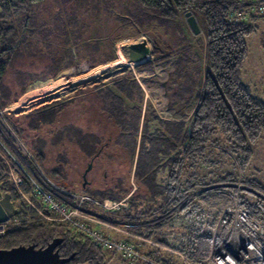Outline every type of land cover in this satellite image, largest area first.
Wrapping results in <instances>:
<instances>
[{
	"label": "rangeland",
	"instance_id": "374dc122",
	"mask_svg": "<svg viewBox=\"0 0 264 264\" xmlns=\"http://www.w3.org/2000/svg\"><path fill=\"white\" fill-rule=\"evenodd\" d=\"M248 2L254 3L251 6V13H256L258 18L250 21L254 25V30L246 39L248 54L240 68V78L246 85H249L253 93L264 100V0H248ZM152 12L153 9L146 6L142 0H42L29 8L30 20L22 24L21 33L25 25L24 35L18 46L12 50L13 54L9 59V65L3 79L9 91V97L0 98V102L8 103L3 107L0 104V107L12 109L8 112L9 114L4 113V117L14 132L24 140L23 142L32 153L33 158L22 151L21 146H18L19 143L11 137L10 130L1 122L0 141L7 147L9 153L21 161L27 170L39 179L48 190H51L56 197L58 196V199L59 197L63 198L75 205L77 201L71 193L74 191L89 194L91 199L99 201L100 204L86 199L83 207L87 205L90 210L94 209L97 211L95 213H100L97 215L102 221L106 219L103 216L105 214L116 212L113 215L118 214L119 216L130 211L127 208L109 209L104 206V203L115 200L108 197L113 190L119 193V189L127 187L125 186L126 183L129 186L134 185L133 177L130 176V165L133 162V157L130 154L132 136L129 134L131 131L124 130V127L118 124L116 126L114 124L109 125L108 129H114L112 136L115 138L122 132H128L123 137L124 140L118 141L119 146H112V140H107V133L103 141H95V146L99 142L98 149L100 148L101 152L95 157L92 169L87 174L89 182L86 187H83L82 173L97 151L94 155L88 156L89 161L84 158L81 160L77 166L80 167L78 172L76 169V172L69 171L67 175L69 184L66 188L71 192L67 193L59 189L64 186L66 180L57 177V174L54 178V175L51 177L45 173L51 180L49 182L41 175L38 165L43 171L47 167L38 162L43 142L42 138L38 137L40 136L39 129L40 126H43L44 119H58L62 109L65 108L69 112V106L74 101H80L83 98L86 102L88 101L87 104L89 105L88 111L84 112L87 119H105L100 118L105 113L102 107L103 97L107 95L106 91L109 88L115 89L113 85L114 76L124 74L126 71L139 83L142 89L141 102L138 103L139 100H135L140 94L138 90L135 92L136 98L126 101L130 106L132 102H135L138 107L135 111L129 108L131 115L136 118L137 113L140 114L139 112L142 110V117L146 110V104H149L155 108V112L165 122H190L200 99V95L197 93L202 90L208 68L205 34L199 20L201 32L196 35L188 26L184 14L176 19L168 18L164 22L155 18L154 15L152 16ZM244 17L249 19L246 14ZM143 36H146L148 40L151 39L152 52L143 62L144 66L138 68L139 63L134 64L127 61L128 45L142 40ZM182 54H187L192 59L187 67L197 79L196 92L189 102L180 98L181 90H168L167 85L164 84L170 79V75L174 71L178 83L183 82V77L178 75L180 73L177 72L175 65L176 59L181 58ZM83 77L88 78L75 84L76 78L80 80ZM74 79L76 80L74 81ZM109 83L112 86L109 85L101 89L103 94L99 93L100 98L97 99L93 93L95 87ZM174 91L178 97L175 98V106L169 107V99L174 100L175 97ZM152 116V112L147 115L148 118ZM29 119L31 121L33 119L34 122L36 119H42V122H36L39 123V126L34 128L31 125L34 123L33 121L30 125L26 123ZM64 119H70V115L66 112ZM127 121L132 127L138 126L139 139L142 118L127 119ZM149 121L150 131L159 126V123L156 122L155 124V119H149ZM24 125L29 126L31 132L23 130ZM68 126L69 124L62 126L66 133L69 132ZM107 126L105 124L97 127L95 130L97 135L104 133L100 132L99 129H105ZM107 142H109V146L104 147ZM12 143L16 144V148L13 147ZM232 144L228 137L218 131L214 133L213 140L205 150L207 154L198 157L197 169L204 175L205 180L212 182L222 177L230 178L225 182L230 185L231 198L228 195H224L221 199L217 198V213L225 204L232 201L236 194L249 202H257L259 199L264 201V132L251 144L250 156L245 164H241V158H238L240 153L234 151ZM0 151L3 152L1 149ZM5 154L8 156V162L11 166L13 159L10 154ZM134 154L135 161L137 151ZM57 158V165H63L64 159H61L60 155H57ZM102 163L105 165V169L99 168V164ZM142 164H144V168L156 169V182L159 185L164 184V174L157 170L154 161L148 163L144 160ZM7 169L6 163V172ZM126 177L127 179L130 178L126 180ZM136 184L139 191L146 193L144 186L139 182ZM22 191L27 193L28 198H24L18 191L21 195L19 201L22 204L24 201L29 205L28 210L22 209V217L25 222H55L44 218L33 207L31 201L35 198L31 192L25 189ZM103 193L105 197L101 198ZM151 200V205L155 207L165 203L164 198L158 194H153ZM138 206L145 209L150 205H144L143 201H139ZM82 209L88 212L85 208ZM78 219L80 221L88 220L84 216H79ZM23 220L18 216L13 217L10 227L19 226ZM89 225L97 232L117 238V232L112 227L93 222ZM106 252L113 253L114 251L106 249ZM126 261H131V264L138 263L135 259ZM107 264L127 263L121 261L120 252H114L113 258Z\"/></svg>",
	"mask_w": 264,
	"mask_h": 264
},
{
	"label": "trees",
	"instance_id": "16d2710c",
	"mask_svg": "<svg viewBox=\"0 0 264 264\" xmlns=\"http://www.w3.org/2000/svg\"><path fill=\"white\" fill-rule=\"evenodd\" d=\"M41 1L0 0V98L9 97V91L3 79L9 65V59L13 54L12 45L21 35L22 24L30 20L29 8ZM142 2L153 9L152 16L154 15L155 18L164 22L168 18H179L188 10L193 11L206 37L208 68L202 90L197 93L200 95V99L190 122H165L155 112V108L146 104L144 115L141 117L142 110L139 109L140 114L137 113L136 116L137 119L142 118L139 139L138 126L132 127L127 121V119H136L129 112V108L135 111L138 107L135 102H132L131 106L126 102L128 99L136 98V90L140 91V94L135 100H139L138 103L142 101V89L139 83L126 71L124 74L114 76L113 85L118 92L110 89L106 91L107 95L103 97V108L113 119L118 121V125L124 127V130L131 131L129 134L132 136L130 154L133 158H135L134 153L137 151L135 166L132 171L133 178L146 188V193L138 189L131 193L129 197L132 204L128 208L130 211L121 215L125 216V219L120 220L118 214L113 215L116 212L103 215L107 219L104 221L113 225L112 229L117 232L116 239L109 237L118 241L124 240L120 236L122 232L118 229L123 220H126L127 224H131L130 227L134 233L150 238L152 235L149 230L151 225L141 219L144 214L156 210L161 211V215L155 223L160 226L166 224V220L170 219L171 212L172 215H177V219L181 216L196 219L198 210L208 204V199L214 197L221 199L224 195H228L225 192L232 193L229 189L230 185L225 182L230 178L222 177L212 182L204 179V175L197 169L198 157L207 154L205 150L213 140L214 133L221 131L232 141L234 151L240 153L238 158H241V164H245L250 156L251 144L264 132V100L253 93L249 85H246L240 78V68L248 54L246 39L254 30V25L250 21L258 18L256 13H251V6L254 3L248 2V0H142ZM245 14L249 19L244 17ZM180 57L176 59L175 65L177 72L180 73L178 75L183 77V82L178 83L174 71L170 75V79L164 84L167 85L168 90H181L180 98L189 102L196 92L197 79L187 67L189 61L192 60L190 56L182 54ZM143 64L141 62L137 67H143ZM174 94V100L169 99V107L175 106V98L178 95L176 91ZM0 104L3 107L8 103L2 101ZM151 112L153 116L148 118L147 115ZM149 119H155V124L157 122L161 127L156 126L150 131ZM36 122L41 123L42 119H36L31 124L34 128L39 126V123ZM126 133L128 132L119 134L121 142ZM12 144L16 148V144ZM98 144L92 155L97 151ZM43 156V153L39 152V157L37 156L39 163H43ZM144 160L148 163L155 162L157 170L164 174V184L159 185L156 182V169L144 168V164H142ZM65 165L64 162L63 165H57L52 171L45 173L51 177L54 175V178L56 174L65 176ZM5 169L6 163L0 157V171L5 172ZM24 182L23 189L31 192V182L27 178L24 179ZM1 188L10 192L15 207L19 211L16 216L23 220L22 209L28 210L29 205L24 201L23 204L19 201L21 195L13 185L6 183ZM129 193V189L127 191L120 190L119 193L113 190L108 197L119 200ZM153 194L162 196L165 203L156 207L152 206L150 200ZM236 196L239 198L240 204L249 209L252 218L264 220V212L257 209L258 203L264 204L263 200L249 202L242 199L238 194ZM104 197L105 194L103 193L101 198ZM139 201L146 202L145 205L150 206L146 207V210L142 209L138 206ZM84 208L88 212H94L93 214L96 216L100 214L95 213L97 211L94 209L90 210L87 205H84ZM123 208L125 207H121L119 210ZM193 227L194 225H182L185 234L178 248L187 250V255L191 261L203 264L197 260L201 261L207 256L209 239L195 235ZM54 238L62 239L61 244L56 247L61 256L67 257L73 254L72 259L65 264H107L113 258L114 252L119 253L115 249L100 246L96 240L79 232L73 228L70 222L66 221L48 223L33 221L28 223L23 220L19 226L10 227L4 235H0V248H11L21 244H35L37 247H45ZM157 238L168 243L167 239L162 236ZM145 242L142 241V243ZM132 244L141 256L134 258L138 261L137 264H151L145 259L155 260L162 264H177L172 261V258L159 252V249L162 248L158 246H156L158 249L150 250L147 247L141 245L137 247L134 243ZM106 249L114 252L107 253ZM120 253L125 263L131 264V261L125 259L133 258H126L122 252ZM182 264L187 263L184 261Z\"/></svg>",
	"mask_w": 264,
	"mask_h": 264
},
{
	"label": "built area",
	"instance_id": "2783aa9c",
	"mask_svg": "<svg viewBox=\"0 0 264 264\" xmlns=\"http://www.w3.org/2000/svg\"><path fill=\"white\" fill-rule=\"evenodd\" d=\"M141 39H146V36H143ZM146 40L149 43L151 39L148 40L147 38ZM11 110L10 107H0V118H2L0 119V122L10 130L11 137L19 143V145H17L21 146L22 151L27 153L29 157L33 158L32 153L25 146L23 140L16 134V132H14L4 117V113H8ZM0 149L3 150V152L0 151V157L3 158L5 163H7L8 167L7 172H4L5 177L0 179V187L5 183H9L27 199V193L22 191L25 183L24 179L27 178L31 182V193L35 198L31 201V204L44 218L53 221H70L73 227L79 232L96 240L100 246L122 252L123 256L126 258L132 257L134 259L141 257L131 242L126 240H113L109 236H105L103 233L93 230L88 224L92 221L94 223H103L109 227H114L113 225L102 221L95 214H89L82 209L84 200L86 199L100 204L99 201L91 199L86 195L73 194V192L65 186L58 188L63 192H71L76 198V204L72 205L67 200L60 197L58 199V196L56 197L51 190H48L39 179L27 170L21 161L9 153V150L1 141ZM5 153L10 154L13 159V164L11 166L8 162V156H6ZM23 162H25V160H23ZM38 167L41 170L42 177L44 176L43 178L45 180L51 182L42 168L39 165ZM225 193H228V197L231 198L229 192ZM216 203L217 199L215 197L209 199L208 204L202 206L198 210V217L196 219H178V224L184 226L194 225L193 233L195 235L204 236L209 239L207 256L201 261L199 259L197 261L202 262L203 264H264V220L261 218H252L249 209L240 204L239 198L236 195H234L232 201L225 204L218 213H216ZM126 205V198L104 203V206L109 209H120ZM257 209L264 212V204L261 202L258 203ZM79 216H84V218L88 219V222L80 221L78 219ZM11 224L12 218L6 222L0 223V235H4L10 228ZM186 236H188V233H186ZM175 252L178 253L187 264H197L189 259L187 250H182L180 248ZM145 260L151 264H162L155 260Z\"/></svg>",
	"mask_w": 264,
	"mask_h": 264
},
{
	"label": "crops",
	"instance_id": "0c3cea01",
	"mask_svg": "<svg viewBox=\"0 0 264 264\" xmlns=\"http://www.w3.org/2000/svg\"><path fill=\"white\" fill-rule=\"evenodd\" d=\"M127 55H129V53H127ZM126 62H124V63H126ZM128 66H130V65H128ZM76 79H77V81L75 82V84L80 82V80L78 78H76ZM76 79H74V81ZM109 85H111V83L105 84V85H100V86L98 85L97 87H95L94 92H93L95 94V97L97 99H99L100 98L99 93L103 94L101 89H103ZM109 89L114 91V92L117 91L114 88L113 89L109 88ZM92 97H93V95H92ZM90 99H91V95H90ZM87 102L85 101V98H83L80 101H78V100L76 102L74 101V103H72L69 106V112L67 111V109L64 108L61 110L62 112L60 113V116L58 119H44V121L42 122L43 126H40V129H39V131H40L39 135L40 136H38V137L42 138L41 140H43L42 145H41L42 146L41 152L44 154L43 165L44 166L46 165V167H47L46 169L44 168V172H50L54 168L57 167V164H58L57 155H60L61 159L63 158L64 162L66 163V165L64 167L65 176H62V174H59V175L57 174V177L66 180L64 182L65 184H63L65 187H67L69 184V181L67 180V175H68L69 171L72 170L73 172H76V171L78 172L80 167H77V166L81 163V160L83 158L86 161H89L88 156H91L93 154L95 147H96L94 144L95 141H99V140L103 141L106 138V137H104L105 134L108 133L107 140L108 139L112 140V146H115V147L119 146L118 140H119L120 136L118 135L116 138H115V136L113 137L112 134H114V129H112L113 131L108 129L109 125L112 126L114 124L116 126L118 121H116V119H113L107 112H105V113L102 112L104 117H103V115L100 117V118H105V119H87V117L84 114V112H87L88 108H89V105L87 104ZM65 112L70 115V119H64ZM31 122H32L31 119H29V121L26 123H29V125H30ZM50 123H52V124H50ZM66 124H69V126H68L69 132H67V133L64 132V129L62 127ZM105 124L108 125L105 129H99L100 132L102 131L104 133H100L97 135V132L95 131L96 128L97 127L99 128L101 125H105ZM23 130H25L27 132H31V128L29 126H26V125H24ZM42 131H43V133H42ZM27 132H25V133H27ZM105 144L106 145L104 147H107V145L109 146V142H107ZM54 148H56V149H54ZM57 152H59V154H57ZM134 166H135V163H134V158H133L132 165H130V176L132 175V177H133L132 171H133ZM104 167H105V165H103V163L99 164V168H104ZM75 169H76V171H75ZM128 179L126 177V180H128ZM132 181L134 183L133 186H131V185L129 186L126 183L127 185L125 184V186H127V187L119 189L122 191L123 190L127 191L129 189V191H130L129 194H127L123 197V198H126V202H127V205L124 206L125 209L126 208L128 209L130 207V205L132 204L129 196L131 195V193L134 190L139 188L138 185L136 184L134 178H132ZM79 194L83 195L86 193H79ZM87 195H89V194H87ZM123 198H121L119 200H122ZM145 203L146 202H144V205H145ZM121 215H123V214H121ZM121 215H119L120 220L126 218L125 216H121ZM160 215H161V211L156 210L155 212L151 211V213H149L147 215L144 214L141 217V219L143 221H146L147 223H149V225H151V227L149 228V230L152 232V235L150 238H146V237H143L139 234L134 233L130 227L131 224H127L126 220H123L121 222L120 227L117 226L120 229V232H122V234L120 233L121 235L120 234L119 235L121 236L122 239L134 243L137 247H140V245H141L142 247H147L150 250L156 249V248L158 249V247H160L162 249H159V252L163 253L164 256H169L170 258H172V261H174V263L182 264V262H184V260L175 251L177 249H179L178 246L180 245V242L183 240L184 234H185L184 233L185 230H182L183 229L182 224H178L179 223L178 219L179 218H186V217L181 216L177 219V217H175L177 215L174 216V214H173L170 216V219L166 220V224L160 226L158 224H155L158 221ZM170 224H171V226H170ZM165 225H166V228H165ZM122 235H123V237H122ZM135 236H137L139 238H137ZM159 236H162L165 239H167L168 243H165V242H162L161 240H158L159 238H157V237H159ZM142 241H146V242L142 243ZM156 246H158V247H156ZM121 260L124 261L122 258H121ZM125 260H127V259H125Z\"/></svg>",
	"mask_w": 264,
	"mask_h": 264
},
{
	"label": "water",
	"instance_id": "95a60500",
	"mask_svg": "<svg viewBox=\"0 0 264 264\" xmlns=\"http://www.w3.org/2000/svg\"><path fill=\"white\" fill-rule=\"evenodd\" d=\"M186 22L194 34L201 32L196 14L188 10L184 13ZM25 25L20 38L12 45V49L18 46L24 35ZM150 42L146 39L132 42L128 45L129 55L128 62L138 64L147 60L152 52ZM101 152L99 148L95 155L88 162L87 168L82 173L83 187L89 182L87 178L88 172L92 169L93 161ZM1 175V172H0ZM18 209L11 198L10 192H3L0 187V223L6 222L18 214ZM61 238H54L45 247H37L35 244L17 245L11 248H0V264H65L69 262L73 254L67 257L60 255L56 247L61 244Z\"/></svg>",
	"mask_w": 264,
	"mask_h": 264
},
{
	"label": "flooded vegetation",
	"instance_id": "af4514ba",
	"mask_svg": "<svg viewBox=\"0 0 264 264\" xmlns=\"http://www.w3.org/2000/svg\"><path fill=\"white\" fill-rule=\"evenodd\" d=\"M0 172H1V175H0V179H1V178L5 177V175H4V172H3V171H0ZM81 179H82V178H81ZM5 184H6V183H5ZM3 185H4V184H3ZM3 185H2V186H3ZM2 186H1V187H2ZM85 187H86V186H85ZM1 189H2V188H1ZM2 191H3V192H6L5 189H2ZM72 192H73V193H76V194H79V193L74 192V191H72ZM83 195H87V194H83ZM87 196H88V195H87ZM82 208H84V207H82ZM83 210H84V209H83ZM14 217H15V216H14ZM93 223H94V222H93ZM96 224H98V223H96Z\"/></svg>",
	"mask_w": 264,
	"mask_h": 264
},
{
	"label": "bare ground",
	"instance_id": "6f19581e",
	"mask_svg": "<svg viewBox=\"0 0 264 264\" xmlns=\"http://www.w3.org/2000/svg\"><path fill=\"white\" fill-rule=\"evenodd\" d=\"M126 59H127V57H126ZM127 61H128V60H127ZM129 63H130V62H129ZM87 78H88V77H85V78L83 77V78H81V79H80V82H81L83 79H84L83 81L87 80ZM70 85H71V84H70Z\"/></svg>",
	"mask_w": 264,
	"mask_h": 264
}]
</instances>
